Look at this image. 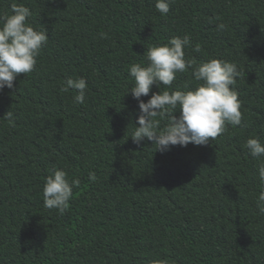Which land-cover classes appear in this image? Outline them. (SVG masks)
<instances>
[{
    "label": "trees",
    "instance_id": "trees-1",
    "mask_svg": "<svg viewBox=\"0 0 264 264\" xmlns=\"http://www.w3.org/2000/svg\"><path fill=\"white\" fill-rule=\"evenodd\" d=\"M13 3L48 42L34 70L0 90V264H264V157L245 147L264 141V0H174L167 15L155 0H0V15ZM185 34L186 59L238 65L243 118L206 145L161 153L129 137L139 113L129 68ZM77 77L83 104L63 90ZM185 84H196L191 69L160 91ZM54 169L80 181L63 215L43 204Z\"/></svg>",
    "mask_w": 264,
    "mask_h": 264
},
{
    "label": "clouds",
    "instance_id": "clouds-1",
    "mask_svg": "<svg viewBox=\"0 0 264 264\" xmlns=\"http://www.w3.org/2000/svg\"><path fill=\"white\" fill-rule=\"evenodd\" d=\"M174 0H155V8L167 15ZM31 10L23 4L13 3L11 13L0 15V90L12 89L18 74H27L34 70L41 49L48 42L46 28H34L28 22ZM220 23L217 30H223ZM101 38L104 33L100 34ZM192 46L191 37H173L167 43L148 48L146 63H133L129 75L134 84L126 93L137 100L139 113L135 128L129 135L134 143L141 144L145 139L155 145V151L166 152L172 146L186 147L189 143L201 146L216 139L226 131L227 125L241 124L243 114L241 101L236 89L237 79L241 76L238 65L220 58H210L199 64L194 59L185 58V49ZM199 52L200 46L195 45ZM191 69L196 82L194 87L188 84L183 89L160 91V85L171 87L177 73ZM155 85L159 91L149 93ZM77 90L73 102L83 104L87 82L83 77L67 78L64 91ZM141 97H148L142 100ZM179 111V115L174 113ZM4 117L14 122L13 112L8 110ZM166 124L161 128V121ZM138 124V126H137ZM248 153L255 158L264 157V141L258 136L245 142ZM258 176L264 182V160L258 164ZM94 172H89V180L95 181ZM78 178H70L63 169H54L46 177L42 189L43 204L46 209H55L63 215L73 195V189L79 185ZM259 214L264 215V190L256 200ZM155 264H168L166 260H157Z\"/></svg>",
    "mask_w": 264,
    "mask_h": 264
}]
</instances>
